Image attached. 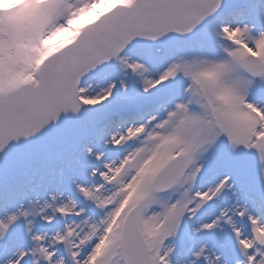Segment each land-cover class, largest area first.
<instances>
[{
	"label": "snow or ice",
	"instance_id": "6c2138e0",
	"mask_svg": "<svg viewBox=\"0 0 264 264\" xmlns=\"http://www.w3.org/2000/svg\"><path fill=\"white\" fill-rule=\"evenodd\" d=\"M0 264H264V0H0Z\"/></svg>",
	"mask_w": 264,
	"mask_h": 264
}]
</instances>
